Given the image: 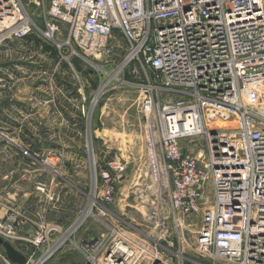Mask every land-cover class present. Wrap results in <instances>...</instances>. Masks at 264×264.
I'll return each mask as SVG.
<instances>
[{"label": "built area", "instance_id": "1", "mask_svg": "<svg viewBox=\"0 0 264 264\" xmlns=\"http://www.w3.org/2000/svg\"><path fill=\"white\" fill-rule=\"evenodd\" d=\"M31 38L71 68L76 60L105 75L100 64L132 67L153 176L167 186L174 216L197 219L195 253L264 264V0H0V45ZM116 38L125 46L119 64ZM101 179V201L112 205L110 179ZM20 225L12 212L0 220V238L46 242L42 227L28 238L17 235ZM110 233L81 241L90 264L100 256L137 264L146 254Z\"/></svg>", "mask_w": 264, "mask_h": 264}, {"label": "rangeland", "instance_id": "2", "mask_svg": "<svg viewBox=\"0 0 264 264\" xmlns=\"http://www.w3.org/2000/svg\"><path fill=\"white\" fill-rule=\"evenodd\" d=\"M114 46L111 59L119 64L125 46L119 38ZM71 63L72 68L40 39L0 45V127L10 143L0 158L20 154L22 164L34 165L36 184L31 180L22 187L33 192L29 208L44 209L41 217L48 224L43 227L48 234L44 244L35 248L21 242L33 255L30 264L55 249L58 241L63 246L42 264H90L81 241L111 231L144 246L146 254L137 264H152L146 259L156 256L163 264H224L195 253L197 219L174 216L167 186L153 176L141 95L134 86L139 80L129 72L132 67L116 73L117 65L100 64L108 75L117 76L110 79L78 60ZM6 169L0 167V172ZM104 174L113 187L112 205L101 201ZM35 233L39 228L26 237ZM67 254L71 261L63 260ZM102 258L92 264H105Z\"/></svg>", "mask_w": 264, "mask_h": 264}, {"label": "crops", "instance_id": "3", "mask_svg": "<svg viewBox=\"0 0 264 264\" xmlns=\"http://www.w3.org/2000/svg\"><path fill=\"white\" fill-rule=\"evenodd\" d=\"M4 132L5 129L0 127V151L2 152L5 150V146L10 144L8 143L9 141H6L7 138ZM13 143L15 144V142ZM19 156L20 154H16V158L15 155L10 159L0 158V167L7 168L4 173L0 172V220H4L12 212L17 213L21 222L17 235L26 237L31 236L36 228H43L48 224H45L43 217H41L44 215V209L36 208L32 211L28 206L27 200L33 192L26 191L22 187V183L31 182L32 180L36 184L37 176L35 175V171L31 169L34 165L22 164L23 161ZM47 194L44 195L45 198H48ZM10 244L21 254L25 256L29 254L28 248L21 242L13 241ZM0 264H11L6 259L1 248Z\"/></svg>", "mask_w": 264, "mask_h": 264}, {"label": "water", "instance_id": "4", "mask_svg": "<svg viewBox=\"0 0 264 264\" xmlns=\"http://www.w3.org/2000/svg\"><path fill=\"white\" fill-rule=\"evenodd\" d=\"M0 248L3 250L6 259L11 264H26V257L17 251L9 242L0 238ZM72 255L67 254L63 260L71 261Z\"/></svg>", "mask_w": 264, "mask_h": 264}, {"label": "bare ground", "instance_id": "5", "mask_svg": "<svg viewBox=\"0 0 264 264\" xmlns=\"http://www.w3.org/2000/svg\"><path fill=\"white\" fill-rule=\"evenodd\" d=\"M121 68H122V66H120L117 70H116V73L118 72V71H120L121 70ZM111 78H117L116 77V75H111L110 76ZM104 136V135H103ZM131 142V141H130ZM127 238V237H126ZM120 247V246H119ZM121 249H123L124 250V247H122ZM128 253H129V250L127 251ZM112 258H114V256L112 257ZM41 263V261H38V262H36L35 264H40ZM103 263H105V264H118V263H116L115 262V260H111V259H105V262H103ZM122 264H127V263H122Z\"/></svg>", "mask_w": 264, "mask_h": 264}, {"label": "trees", "instance_id": "6", "mask_svg": "<svg viewBox=\"0 0 264 264\" xmlns=\"http://www.w3.org/2000/svg\"><path fill=\"white\" fill-rule=\"evenodd\" d=\"M51 51H53L52 49H51ZM54 52V51H53Z\"/></svg>", "mask_w": 264, "mask_h": 264}]
</instances>
